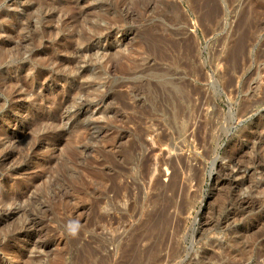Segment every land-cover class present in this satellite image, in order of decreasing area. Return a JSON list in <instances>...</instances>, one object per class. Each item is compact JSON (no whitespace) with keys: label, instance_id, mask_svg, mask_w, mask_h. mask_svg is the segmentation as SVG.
I'll use <instances>...</instances> for the list:
<instances>
[{"label":"rangeland","instance_id":"rangeland-1","mask_svg":"<svg viewBox=\"0 0 264 264\" xmlns=\"http://www.w3.org/2000/svg\"><path fill=\"white\" fill-rule=\"evenodd\" d=\"M263 246L264 0H0V264Z\"/></svg>","mask_w":264,"mask_h":264},{"label":"bare ground","instance_id":"bare-ground-1","mask_svg":"<svg viewBox=\"0 0 264 264\" xmlns=\"http://www.w3.org/2000/svg\"><path fill=\"white\" fill-rule=\"evenodd\" d=\"M240 45H241L240 43L237 44V46H236L235 49H242V46H240ZM242 45H243V44H242ZM245 233H246V232H245ZM235 234H236V233H235ZM240 235H241V234H240ZM245 237H246V235H245ZM245 237H244V238H245ZM246 238H247V237H246ZM240 239H242V237H241ZM251 242H252V241H251ZM263 247H264V246H263ZM262 249H263V248H262ZM263 250H264V249H263ZM260 251H262V250H260ZM260 251H259V252H260ZM260 253H261V252H260ZM259 255H260V257H261L262 254H259ZM263 256H264V255H263ZM263 256H262V257H263Z\"/></svg>","mask_w":264,"mask_h":264}]
</instances>
